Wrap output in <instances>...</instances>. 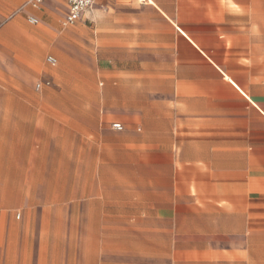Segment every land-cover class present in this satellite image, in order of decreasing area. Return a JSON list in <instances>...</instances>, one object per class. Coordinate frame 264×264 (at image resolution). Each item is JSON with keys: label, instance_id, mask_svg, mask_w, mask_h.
Masks as SVG:
<instances>
[{"label": "crops", "instance_id": "crops-1", "mask_svg": "<svg viewBox=\"0 0 264 264\" xmlns=\"http://www.w3.org/2000/svg\"><path fill=\"white\" fill-rule=\"evenodd\" d=\"M32 1L0 0L50 31L0 54V264H72L69 222L76 264H264V0Z\"/></svg>", "mask_w": 264, "mask_h": 264}, {"label": "rangeland", "instance_id": "rangeland-1", "mask_svg": "<svg viewBox=\"0 0 264 264\" xmlns=\"http://www.w3.org/2000/svg\"><path fill=\"white\" fill-rule=\"evenodd\" d=\"M33 30V31H32ZM0 54L4 55V59L6 61H12L17 54H27L32 56V36L35 38L37 37H44L45 33H50V31H46L43 26L35 27L31 26L27 23L25 15L22 14H11L6 16L2 21H0ZM61 29L58 26V29L53 30L50 34V50L49 53L46 55L54 54V51L63 52L62 45L60 44L61 40ZM46 58V57H45ZM64 60L61 59L59 61V65L55 68L49 67L45 63V59L41 63H37L34 61V67L40 71V73H44L45 69L48 71L51 70L53 73L59 72L63 70L62 66L64 65ZM42 95V94H40ZM43 96V95H42ZM66 100H75L73 99L72 95H63ZM43 98V97H42ZM74 160L70 159V163ZM71 167V165H70ZM72 170L73 168H69ZM34 177V183L37 188L36 190H32L33 193L36 195L45 196H55L57 192L61 191L62 185L65 183L69 185V187H75L77 181V174L76 173H43V174H35L32 175ZM73 185V186H72ZM44 225H46L47 231H51L52 234L48 236L50 240V246L55 247L57 246L61 251L64 249V245L62 243L61 233H64V230L61 228L60 222H36L32 223V229L36 228L37 230L44 229ZM69 244H68V258L72 264H76V257H77V236L75 230V222H69ZM74 225V228L72 226ZM59 235V239L57 238ZM71 235H74L71 238ZM64 253V252H63ZM54 254H61V252L54 253L51 251V255Z\"/></svg>", "mask_w": 264, "mask_h": 264}, {"label": "built area", "instance_id": "built-area-1", "mask_svg": "<svg viewBox=\"0 0 264 264\" xmlns=\"http://www.w3.org/2000/svg\"><path fill=\"white\" fill-rule=\"evenodd\" d=\"M45 0H33L32 3L34 5H40L43 3ZM96 0H67L69 9H70V14L67 17V23H75L78 21L86 10H88L90 7L94 5ZM29 22L31 24H37L38 21L36 19H30ZM48 61L51 64H56V59L54 58H49ZM114 128L118 131H122L123 127L120 124H115Z\"/></svg>", "mask_w": 264, "mask_h": 264}]
</instances>
